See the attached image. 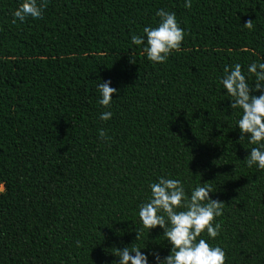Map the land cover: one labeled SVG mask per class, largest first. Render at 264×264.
I'll return each instance as SVG.
<instances>
[{"label":"trees","instance_id":"16d2710c","mask_svg":"<svg viewBox=\"0 0 264 264\" xmlns=\"http://www.w3.org/2000/svg\"><path fill=\"white\" fill-rule=\"evenodd\" d=\"M19 2L0 0V264H115L135 225L141 251L167 255L137 219L164 174L223 202L210 242L225 264H264V170L245 166L254 145L218 85L225 65L264 58V0H46L13 24ZM160 8L185 32L162 64L130 39ZM98 80L117 89L106 121Z\"/></svg>","mask_w":264,"mask_h":264},{"label":"clouds","instance_id":"9594fccd","mask_svg":"<svg viewBox=\"0 0 264 264\" xmlns=\"http://www.w3.org/2000/svg\"><path fill=\"white\" fill-rule=\"evenodd\" d=\"M45 7L46 0H20L11 13L12 23L40 18ZM184 7L190 8L191 0H184ZM155 15L158 17L155 26H143V34L132 35L130 39L133 45L141 47L148 61L162 64L174 50L180 49L185 32L174 12L160 8ZM242 26L252 28V20ZM110 83V80H103L95 85L100 97L99 105L109 109L100 113L101 121L113 115L111 94L117 89ZM218 85L230 101L231 112L236 110L238 118L234 128L239 129V140L246 139L254 145L244 159L245 166L264 170V58L248 63L244 70L238 62L225 65ZM257 91L259 95L252 94ZM98 137L107 138L103 129H98ZM148 189V194L138 204L137 219L146 233L157 226L162 229V235L170 245L168 254L161 257L156 251H141L146 247V236L142 238L141 230L135 225V240H140V244L113 247L112 253L118 258L115 264H150L149 256L152 257L151 264H225L224 248L210 242L222 231L216 218L223 211V202L209 195L214 192L211 185L201 182L189 184L186 179L164 174L157 176L155 182H149Z\"/></svg>","mask_w":264,"mask_h":264}]
</instances>
